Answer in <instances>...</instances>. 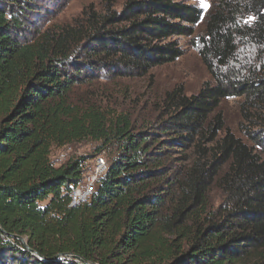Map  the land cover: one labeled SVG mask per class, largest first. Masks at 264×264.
<instances>
[{
	"label": "trees",
	"instance_id": "16d2710c",
	"mask_svg": "<svg viewBox=\"0 0 264 264\" xmlns=\"http://www.w3.org/2000/svg\"><path fill=\"white\" fill-rule=\"evenodd\" d=\"M115 1L30 38L33 5L0 0V264H79L65 254L94 264H264V0H213L204 17L184 0H126L118 12ZM179 38H190L213 84L166 94V139L72 100L94 75L142 77L174 62ZM230 97L242 99L251 145L214 114ZM85 140L107 154L106 167L88 200L69 208L86 159L56 167L50 153ZM192 147L196 157L174 174L171 150ZM211 189L223 199L215 210Z\"/></svg>",
	"mask_w": 264,
	"mask_h": 264
},
{
	"label": "rangeland",
	"instance_id": "374dc122",
	"mask_svg": "<svg viewBox=\"0 0 264 264\" xmlns=\"http://www.w3.org/2000/svg\"><path fill=\"white\" fill-rule=\"evenodd\" d=\"M126 0H116L114 10L120 11ZM203 12V17L213 5V0H204L207 7H202L200 0H184ZM33 5V14L28 29V37H36L39 32L54 25L70 23L82 10L92 7L100 10V0H27ZM202 17V20H203ZM201 24L195 28L201 32ZM182 55L174 62L158 66L150 70L145 76L121 78L116 76L94 75L75 88L71 97L75 102L94 103L108 113L129 115L135 132L155 134L158 141L166 138L159 134V127L170 117V110L165 103L166 94L178 91L184 97L197 95L206 85H212V78L203 65L198 51L190 45V38H179ZM241 98L230 97L221 101L214 110V114H221L224 122V133L231 132L243 142L250 144L248 132L251 124L244 122L240 112ZM250 128V129H247ZM97 144L90 140L73 143L60 148L53 147L50 160L58 167L71 158L84 157L86 159L83 180L93 172L101 175L106 167V153H98ZM195 149L188 150L173 148L165 164L172 168V172L179 173L188 167L194 158ZM102 159V172L94 168L96 160ZM82 180V181H83ZM167 192V191H166ZM222 196L216 189H211L207 196L209 209L215 210L222 202Z\"/></svg>",
	"mask_w": 264,
	"mask_h": 264
},
{
	"label": "built area",
	"instance_id": "2783aa9c",
	"mask_svg": "<svg viewBox=\"0 0 264 264\" xmlns=\"http://www.w3.org/2000/svg\"><path fill=\"white\" fill-rule=\"evenodd\" d=\"M102 165H104V161L102 159H98L96 160L94 168H99L100 173L102 172ZM97 177L98 176H92L89 174L76 188L72 189L68 205L69 208L77 207L86 201V198L89 197L93 192L94 183Z\"/></svg>",
	"mask_w": 264,
	"mask_h": 264
},
{
	"label": "water",
	"instance_id": "95a60500",
	"mask_svg": "<svg viewBox=\"0 0 264 264\" xmlns=\"http://www.w3.org/2000/svg\"><path fill=\"white\" fill-rule=\"evenodd\" d=\"M15 238L18 239L21 242V244H22V246L24 247L25 250H27L31 254L36 255L39 258H41L35 251L30 250V248L27 246L26 242L22 238H20V237H15ZM56 257H60V256H56ZM64 257H66L68 259H73L75 262H77L79 264H94V263H89V262L85 261L84 259H82V258H80L78 256H75V255H72V254H65Z\"/></svg>",
	"mask_w": 264,
	"mask_h": 264
},
{
	"label": "snow or ice",
	"instance_id": "6c2138e0",
	"mask_svg": "<svg viewBox=\"0 0 264 264\" xmlns=\"http://www.w3.org/2000/svg\"><path fill=\"white\" fill-rule=\"evenodd\" d=\"M200 3L202 7H205V8L207 7V4H205L204 0H200Z\"/></svg>",
	"mask_w": 264,
	"mask_h": 264
},
{
	"label": "bare ground",
	"instance_id": "6f19581e",
	"mask_svg": "<svg viewBox=\"0 0 264 264\" xmlns=\"http://www.w3.org/2000/svg\"><path fill=\"white\" fill-rule=\"evenodd\" d=\"M91 175H92V176H96V173H95L94 170H93V172L91 173ZM71 192H72V191H71ZM88 198H89V197L86 198V201L88 200ZM86 201H85V202H86Z\"/></svg>",
	"mask_w": 264,
	"mask_h": 264
}]
</instances>
